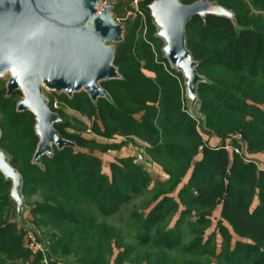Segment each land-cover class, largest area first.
<instances>
[{
	"label": "trees",
	"instance_id": "1",
	"mask_svg": "<svg viewBox=\"0 0 264 264\" xmlns=\"http://www.w3.org/2000/svg\"><path fill=\"white\" fill-rule=\"evenodd\" d=\"M154 1H141L142 15L124 23L114 62L122 78L102 84L111 100L93 102L86 92L48 95L62 120L55 129L75 147H54L52 157L34 164L35 117L18 112L22 93L8 96L0 82V148L22 176L25 206L26 198H42L30 206L32 225L46 243L49 264H264V169L224 147L240 134L233 146L254 159L264 155V0H209L231 10L236 22L209 15L187 24V48L205 79L197 89V117L187 106L183 75L164 58L148 9ZM203 131L221 147L207 145L200 158ZM119 139L144 143L147 162L169 178L154 182L136 157L118 158L104 173L95 154L121 150L125 141L110 142ZM11 189L0 172V264H45L43 253L32 256L26 247L27 228L16 219ZM146 194L151 200L130 217L138 245L126 244L119 228L99 218ZM220 201L216 230L207 235ZM183 234L191 241L184 243Z\"/></svg>",
	"mask_w": 264,
	"mask_h": 264
},
{
	"label": "water",
	"instance_id": "2",
	"mask_svg": "<svg viewBox=\"0 0 264 264\" xmlns=\"http://www.w3.org/2000/svg\"><path fill=\"white\" fill-rule=\"evenodd\" d=\"M113 4L103 0H0V78L10 74L7 95L20 91L18 112H31L39 138L33 163L52 157L54 147H75L55 129L62 120L50 108L44 89L72 98L86 92L93 102L111 100L103 83L121 79L115 66L117 45L124 41V25L117 23ZM148 9L164 42V58L184 78L189 111L197 114L198 73L186 44V26L196 16H218L235 21L231 10L209 0L183 4L155 0ZM2 131L0 128V139ZM54 142V144H52ZM0 172L12 182L11 199L20 225L36 231L24 218L23 179L0 148Z\"/></svg>",
	"mask_w": 264,
	"mask_h": 264
},
{
	"label": "rangeland",
	"instance_id": "3",
	"mask_svg": "<svg viewBox=\"0 0 264 264\" xmlns=\"http://www.w3.org/2000/svg\"><path fill=\"white\" fill-rule=\"evenodd\" d=\"M104 4H113L114 5V9H113L112 13L116 16V21L119 24L124 25L125 21L134 15V12L130 11L131 10L130 8H133V5H132L130 0H103V5ZM125 13H126V15H125ZM9 78H10V74H6L3 78H0V82L1 83L2 82L7 83L9 81ZM44 92L47 95H50L52 93L51 91H49L47 89H44ZM187 106H188V108L190 106V100H188V99H187ZM66 112L71 119L76 118L78 120H81L85 124H90V122L86 118L80 116L78 113H76L72 110H66ZM74 124H76V123H74ZM70 132H72V131H70ZM83 136L85 138H89V139L96 137V136L92 135L90 132L83 133ZM101 157L103 158L104 167L107 168V167H109L110 161L117 159L118 152L103 154ZM149 173H151V175H154V177L157 176V173H156L154 168L150 169ZM151 197H152L151 194H146L143 196L136 197L131 202L123 204L121 206V208L115 214L110 215V216H102L99 219L107 222L110 225H114L117 228H119V230L122 232L123 240L126 244L133 245V246L138 245V241L136 239L135 231H134V229H132L130 227L131 226V224H130L131 213L133 212L134 209L142 207L145 203H147L148 200H151ZM41 200H42V198L39 195H35L32 197L26 198V205H28V206H26L24 218L27 220L28 223L33 224V220H32L31 214H30V209L32 207H30V206L37 203V202H41ZM185 233H187V232H185ZM27 235H28V231H26L25 244H27L26 243V239L28 237ZM191 239H192V237L189 234H183V242L184 243L190 242ZM147 248H149V246H147ZM149 250H150V252H153L152 249L149 248ZM169 254L171 256H178L179 257V255L176 251H171V252H169Z\"/></svg>",
	"mask_w": 264,
	"mask_h": 264
},
{
	"label": "crops",
	"instance_id": "4",
	"mask_svg": "<svg viewBox=\"0 0 264 264\" xmlns=\"http://www.w3.org/2000/svg\"><path fill=\"white\" fill-rule=\"evenodd\" d=\"M204 136H206V138L209 140V146L212 147V148H219L221 147V141L214 137V136H211L210 134L208 133H204ZM95 139H97L99 142H102V143H106L108 142L107 140L105 139H102V138H99V137H95ZM125 141V145L124 147L119 150V151H110L109 153H114V152H118V158H125V157H136V155L138 153H143L144 154V147L146 146L144 143H142L141 141L135 139L134 142H130V141H126L125 139H119V140H116V141H110L111 143L112 142H116V143H120V142H123ZM96 156H99L101 157L102 155L99 154V153H96L95 154ZM200 158H201V154H200ZM258 162L261 164V167L262 168L261 170L264 169V164H263V161H264V155L263 154H259L255 157ZM103 159V158H102ZM116 160H113V161H110V164L115 162ZM110 164H109V167L105 168L104 167V173H109V168H110ZM154 168L156 173H157V176L154 177V175H150L152 176L154 182H158V181H166L169 176L163 171V169L157 165V164H152L149 168V172H150V169ZM108 171V172H107ZM189 177L183 182V184H186L187 181H188ZM259 204V200L258 198L256 197L254 199V202H253V205L251 207V211L253 209H255ZM221 211H222V206L219 207V208H216L215 212H214V216L212 218V226L210 227V229L208 230L207 232V235H209L210 233H212L213 231L216 230V227H217V222L218 220L220 219V216H221ZM230 228V227H229ZM218 240L219 242L221 241V236L218 235ZM240 238L238 236H234V241H237L239 240Z\"/></svg>",
	"mask_w": 264,
	"mask_h": 264
},
{
	"label": "built area",
	"instance_id": "5",
	"mask_svg": "<svg viewBox=\"0 0 264 264\" xmlns=\"http://www.w3.org/2000/svg\"><path fill=\"white\" fill-rule=\"evenodd\" d=\"M143 1V0H133L132 5H133V10L134 13L140 14L142 15V12L140 11L139 8V3ZM57 106V105H56ZM204 131H203V141L201 146H199V154H201L204 150V148L208 145L209 146V140L206 138V136H204ZM242 136L240 134H236L233 135V137L226 142V146H224L226 149L234 152L235 154H238L239 156H241V158L243 159L244 162L246 163H254L258 166L259 169L261 167V164L254 159L252 156H249L248 152L245 150L244 147H235L233 146V142L234 141H242ZM136 159L138 163H142L146 166V168H149L152 165V163L147 162L146 157L143 153H138L136 155ZM222 201L219 202V205L217 208L221 207ZM28 231V237L26 239V247L28 250H30V252L32 253V256H37L39 253H43L45 254L44 257V263L45 264H49V259L47 257V246L45 241L42 239V237L40 236V234L37 231H34L32 229H27Z\"/></svg>",
	"mask_w": 264,
	"mask_h": 264
},
{
	"label": "bare ground",
	"instance_id": "6",
	"mask_svg": "<svg viewBox=\"0 0 264 264\" xmlns=\"http://www.w3.org/2000/svg\"><path fill=\"white\" fill-rule=\"evenodd\" d=\"M52 144H54V142H52Z\"/></svg>",
	"mask_w": 264,
	"mask_h": 264
}]
</instances>
